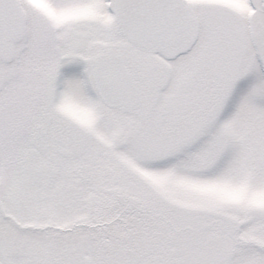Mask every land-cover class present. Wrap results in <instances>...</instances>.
Masks as SVG:
<instances>
[{"label": "snow or ice", "instance_id": "snow-or-ice-1", "mask_svg": "<svg viewBox=\"0 0 264 264\" xmlns=\"http://www.w3.org/2000/svg\"><path fill=\"white\" fill-rule=\"evenodd\" d=\"M0 264H264V0H0Z\"/></svg>", "mask_w": 264, "mask_h": 264}]
</instances>
